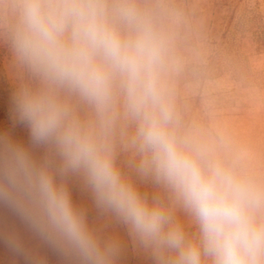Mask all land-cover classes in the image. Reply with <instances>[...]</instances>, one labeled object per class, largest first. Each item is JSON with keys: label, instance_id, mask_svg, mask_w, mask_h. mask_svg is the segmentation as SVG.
<instances>
[{"label": "clouds", "instance_id": "1", "mask_svg": "<svg viewBox=\"0 0 264 264\" xmlns=\"http://www.w3.org/2000/svg\"><path fill=\"white\" fill-rule=\"evenodd\" d=\"M4 8L28 81L14 116L31 148L0 137V207L62 264H118L122 252L119 237L102 236L74 203L73 180L157 264H264V176L215 142L180 131L168 85L172 37L160 16L134 0H6ZM122 118L135 126L138 171L193 218L195 240L122 176ZM0 240L25 264H42L14 233L0 232Z\"/></svg>", "mask_w": 264, "mask_h": 264}, {"label": "rangeland", "instance_id": "2", "mask_svg": "<svg viewBox=\"0 0 264 264\" xmlns=\"http://www.w3.org/2000/svg\"><path fill=\"white\" fill-rule=\"evenodd\" d=\"M163 20L172 37L168 77L172 103L182 133L215 142L239 166L264 176V0H134ZM0 2V137L31 148L29 131L14 116V98L27 83L11 44L13 21ZM135 126L121 119L116 165L124 179L149 202L165 206L192 239L193 218L162 184L138 171L140 155L130 146ZM39 149L34 150L37 157ZM74 203L105 237H119L118 264H157L150 250L139 247L128 227L100 212L80 183L69 184ZM0 232L14 233L42 264H62L11 210L0 207ZM0 264H25L23 257L0 240Z\"/></svg>", "mask_w": 264, "mask_h": 264}]
</instances>
